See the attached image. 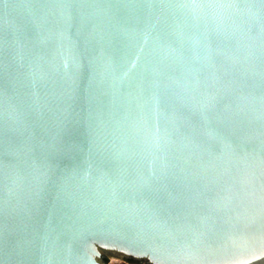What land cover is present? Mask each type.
<instances>
[{"label":"water","instance_id":"water-1","mask_svg":"<svg viewBox=\"0 0 264 264\" xmlns=\"http://www.w3.org/2000/svg\"><path fill=\"white\" fill-rule=\"evenodd\" d=\"M264 264V0H0V264Z\"/></svg>","mask_w":264,"mask_h":264},{"label":"rangeland","instance_id":"rangeland-1","mask_svg":"<svg viewBox=\"0 0 264 264\" xmlns=\"http://www.w3.org/2000/svg\"><path fill=\"white\" fill-rule=\"evenodd\" d=\"M103 264H146L145 262L131 260L111 253H104Z\"/></svg>","mask_w":264,"mask_h":264}]
</instances>
